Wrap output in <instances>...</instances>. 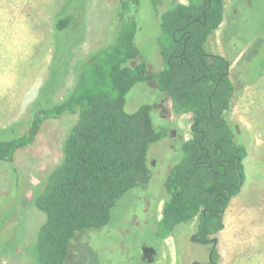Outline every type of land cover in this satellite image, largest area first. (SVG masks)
Instances as JSON below:
<instances>
[{
  "label": "trees",
  "instance_id": "16d2710c",
  "mask_svg": "<svg viewBox=\"0 0 264 264\" xmlns=\"http://www.w3.org/2000/svg\"><path fill=\"white\" fill-rule=\"evenodd\" d=\"M138 3L119 0L114 15L118 26L110 29V41L76 62L67 94L50 107L32 110L24 134L0 141V161L13 164L16 151L34 142L44 121L74 118L62 139L60 162L32 189L33 206L45 214L31 241L33 264H65L76 234L106 226L118 201L149 182L147 152L163 139L178 144L182 157L165 179L154 233L165 239L178 225L198 217L192 240L211 247L209 261L194 264L218 263L212 239L223 228L230 198L244 184L247 157L226 119L238 92L231 63L208 49L209 37L223 20L224 0H188L161 13L163 66L158 72L147 69L134 42L132 16ZM69 19L60 20L57 29H65ZM259 54L257 69L251 61L239 65L243 58L237 63L238 86L254 83L264 72V49ZM144 82L156 83L169 100L171 114L192 116L191 139L172 136L170 124L155 127L150 105L126 111L127 94ZM156 105L157 119L169 120L167 107Z\"/></svg>",
  "mask_w": 264,
  "mask_h": 264
},
{
  "label": "rangeland",
  "instance_id": "374dc122",
  "mask_svg": "<svg viewBox=\"0 0 264 264\" xmlns=\"http://www.w3.org/2000/svg\"><path fill=\"white\" fill-rule=\"evenodd\" d=\"M118 1L0 0V141L24 134L32 110L50 107L67 94L76 62L110 41V29L118 26L114 18ZM177 2L139 0L135 7L134 42L151 72L163 66L158 44L160 15ZM224 6L230 14L221 37L226 47L230 43L231 51L220 50L223 42L219 37L208 40V49L213 54L222 53L231 63L229 72L238 91L226 119L236 141L246 148L247 157L243 161L244 184L229 200L232 204L227 221H239L236 239L242 250L252 248L248 245L255 230L260 229L264 211V72L244 86H238L235 74L238 64L246 61L257 69V61L263 56L259 52L264 49V1L224 0ZM66 17L70 19L65 29H57L58 22ZM156 103L167 107L169 120L157 119ZM143 105L152 107L155 127L170 124L172 136L180 141L191 138L192 116L171 114L169 100L155 82L138 83L127 94V112ZM73 119L44 121L34 142L16 151L13 164L0 161V264H33L31 241L45 214L33 206L32 189L42 174L60 162L62 139ZM177 145L163 139L149 147V182L118 201L106 226L76 234L69 243L65 264H162V254L167 256L165 264H170L172 255L180 260L189 257V263L183 264H194L191 258L197 259L196 263L209 261L211 245L192 240L198 231V217L175 228L168 241L173 244L170 251L161 246L154 233L166 194L165 179L182 157ZM246 220L257 224H245ZM241 254L229 264H256L260 260L247 249Z\"/></svg>",
  "mask_w": 264,
  "mask_h": 264
},
{
  "label": "crops",
  "instance_id": "0c3cea01",
  "mask_svg": "<svg viewBox=\"0 0 264 264\" xmlns=\"http://www.w3.org/2000/svg\"><path fill=\"white\" fill-rule=\"evenodd\" d=\"M232 0H229V2ZM248 3L250 0H247ZM264 1V0H263ZM180 4H187L188 2L184 1V0H179ZM229 11L227 10L226 6H224V13H223V20L221 22V24L219 25L218 29L209 37V39L211 37H215L218 40V37L220 39H222V31L224 29V27L226 26L227 22H228V15H229ZM222 46L220 47V50L222 49L224 52L226 51H231L230 47H227L224 45V39H222ZM241 54V53H240ZM221 56V54H219ZM36 186V185H35ZM232 203H230L227 208L224 211V216H223V228L216 234V239H217V244H216V249L218 251L219 254V264H229L230 261L232 259H235V261H237V259L239 258V256H242L243 254H241L243 251H246V249L248 250V253L251 255H255L257 257L260 258L259 261L255 262L256 264H264V211H263V215H261L260 220H261V226L260 229H256L255 230V234L253 235L254 240L251 241V244L248 246L252 245V248L249 249L246 246L245 248H242V250H239V246L237 244V239H236V233L238 232V228L237 226L239 225V221L236 220L235 218H233L232 223L227 221V213L229 210V207ZM251 217H248L247 220L251 221ZM245 222V224H257V222ZM259 221V220H258ZM259 236H261L259 238ZM171 236L165 238L164 240H161V246H163V248L167 251H170L171 249H173V244H168V241H170ZM257 243V246L254 245ZM243 244V243H242ZM248 244V243H247ZM246 244V245H247ZM193 259L195 262H198L197 259L191 258ZM167 260V256L166 254H162L161 256V261L163 262L162 264H165ZM170 264H183V263H189V257H187L186 260H183L177 256V255H172V257H170ZM192 260V261H193ZM229 261V262H228ZM194 262V263H195ZM160 263V262H159ZM158 263V264H159ZM157 264V263H155ZM161 264V263H160ZM193 264V263H192Z\"/></svg>",
  "mask_w": 264,
  "mask_h": 264
},
{
  "label": "water",
  "instance_id": "95a60500",
  "mask_svg": "<svg viewBox=\"0 0 264 264\" xmlns=\"http://www.w3.org/2000/svg\"><path fill=\"white\" fill-rule=\"evenodd\" d=\"M226 76L228 77L229 76V72L226 74ZM242 187V182H240V184H239V187L238 188H241ZM212 241H213V244H214V246L216 245V243H217V239L216 238H213L212 239ZM213 246V247H214ZM209 258H210V256H209Z\"/></svg>",
  "mask_w": 264,
  "mask_h": 264
},
{
  "label": "flooded vegetation",
  "instance_id": "af4514ba",
  "mask_svg": "<svg viewBox=\"0 0 264 264\" xmlns=\"http://www.w3.org/2000/svg\"><path fill=\"white\" fill-rule=\"evenodd\" d=\"M193 127H194V124L191 125L190 127V134L192 135V131H193ZM192 137V136H191ZM191 139V138H190ZM189 140V139H188ZM199 158H201V156H199Z\"/></svg>",
  "mask_w": 264,
  "mask_h": 264
}]
</instances>
